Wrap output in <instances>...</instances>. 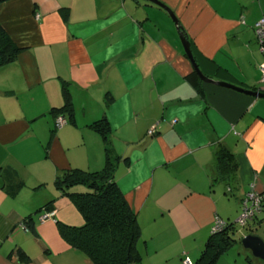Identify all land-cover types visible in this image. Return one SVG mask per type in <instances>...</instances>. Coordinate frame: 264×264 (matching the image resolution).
Returning <instances> with one entry per match:
<instances>
[{"label":"crops","instance_id":"obj_1","mask_svg":"<svg viewBox=\"0 0 264 264\" xmlns=\"http://www.w3.org/2000/svg\"><path fill=\"white\" fill-rule=\"evenodd\" d=\"M158 1L199 52L207 78L264 89L253 30L264 0ZM156 7L141 0H0V26L26 48L0 68V264H91L60 236L57 221L80 226L83 218L53 182L59 170H102L105 144L88 127L100 119L119 156L117 186L141 227V264L195 263L214 218L230 222L252 184L264 192V98L198 82L172 21ZM63 88L75 120L55 129L50 110L63 105ZM219 145L238 164L234 198L212 182ZM7 170L23 183L15 194L4 183ZM50 200L54 217L35 225L37 236L23 230L25 218ZM258 228L264 241V222ZM17 247L28 262L8 257ZM241 255L246 264L237 250Z\"/></svg>","mask_w":264,"mask_h":264},{"label":"trees","instance_id":"obj_2","mask_svg":"<svg viewBox=\"0 0 264 264\" xmlns=\"http://www.w3.org/2000/svg\"><path fill=\"white\" fill-rule=\"evenodd\" d=\"M261 19L264 21V18ZM255 24L253 30L255 40L259 44L256 38ZM181 30L189 42L190 50L199 70L205 77H209L198 63L199 52L188 39L185 31ZM260 48L259 44V50ZM25 49V47L15 45L0 26V68L14 62ZM261 54L264 56V53L261 52ZM214 68L220 69L216 65H214ZM193 75L199 82L200 79L195 72ZM261 85L264 88V85ZM252 91H256V89ZM62 96L63 105L59 108L53 107L50 110L53 122L58 116H62L67 124L69 122L73 123L75 120L72 114L73 100L67 88H63ZM65 116L68 118L66 119ZM88 127L98 133L104 141V166L101 171L96 172L81 169H67L56 172L53 187L61 196L69 199L83 218L80 226H69L57 221L60 236L69 247L84 253L91 264H141L142 257L138 245L142 235L141 227L115 180L114 171L119 156L114 155L110 149L108 123L105 119H100ZM53 128L57 129L55 124H53ZM237 170L238 164L235 155L225 146L219 145L215 152V171L212 174V182L213 184L222 183L228 197L234 198L232 181H234ZM5 182L9 194H15L23 188V183L17 179L16 173L12 170H7L4 174ZM80 188L84 189L80 190ZM249 192L251 190L246 193ZM245 194L239 200L240 207ZM53 202L54 200H50L43 208L37 210L36 214L27 216L21 227L26 232H31L37 236L35 225L39 223L38 219L43 214L54 212ZM215 218L220 219L224 225L219 232L212 233V223L209 237L195 263L192 264H217L219 259L236 243L233 238L236 234L234 224L217 216ZM262 222H264V203L259 216L249 220L243 227L237 225L241 229L252 230L253 227L250 224H254L255 226H253L256 227L260 226ZM14 255L20 263H26L30 260L20 247L13 249L8 257L12 258ZM254 260L257 259H251L247 255L245 262L246 264L248 262L252 263ZM181 264H183V261Z\"/></svg>","mask_w":264,"mask_h":264},{"label":"water","instance_id":"obj_3","mask_svg":"<svg viewBox=\"0 0 264 264\" xmlns=\"http://www.w3.org/2000/svg\"><path fill=\"white\" fill-rule=\"evenodd\" d=\"M144 2H148L150 4H153L159 8H161L163 11H165L167 13V15L169 16V18L172 20V22L174 23L178 36H179V41L183 50L184 55L186 56V58L189 60V62L191 63V66L193 68V71L196 73V75L198 76V78L207 84H211L217 87H221V88H227V89H231L234 90L236 92L245 94V95H249L251 97H255V98H264V92L258 90V91H251V90H243L241 88H238L236 86H233L231 84L225 83V82H220V81H215L213 79L207 78L205 77L201 71L199 70L194 57L192 55V52L190 50V45L189 42L187 40V38L183 35L182 32V28L178 23L177 18L175 17V15L173 14V12L163 3H161L158 0H141ZM241 245L242 248L249 251L253 258L260 260L262 262H264V241L255 235H247L245 237L242 238L241 240Z\"/></svg>","mask_w":264,"mask_h":264},{"label":"built area","instance_id":"obj_4","mask_svg":"<svg viewBox=\"0 0 264 264\" xmlns=\"http://www.w3.org/2000/svg\"><path fill=\"white\" fill-rule=\"evenodd\" d=\"M35 19L39 21L40 15L36 14ZM255 33L256 38L258 39V42L260 44V50L262 53H264V21L260 19L255 24ZM261 77H260V83L264 85V63L260 67ZM260 91L264 92V89H261ZM55 127L57 129H60L61 127L65 126L67 124L65 118L62 116H58L54 121ZM152 133V131L150 132ZM264 203V192L258 193L255 190H251V192L246 193L244 199L241 201V209L242 212L237 219L236 223L240 226H245L249 220H252L254 217L259 216L262 212V204ZM54 212L43 214L38 221L41 223L45 220L51 219L54 217ZM223 222L215 218L213 222V227L211 229L212 233L219 232L223 227ZM25 230V229H23ZM26 231V230H25ZM183 264H192L188 259H184Z\"/></svg>","mask_w":264,"mask_h":264},{"label":"rangeland","instance_id":"obj_5","mask_svg":"<svg viewBox=\"0 0 264 264\" xmlns=\"http://www.w3.org/2000/svg\"><path fill=\"white\" fill-rule=\"evenodd\" d=\"M156 8H158V7H156ZM159 10H160V8H159ZM162 10V9H161ZM163 11V10H162ZM164 12V11H163ZM166 14V13H165ZM169 18V17H168ZM170 19V18H169ZM171 20V19H170ZM172 21V20H171ZM172 24H173V27H174V29H175V32H176V27H175V25H174V23L172 22ZM177 33V32H176ZM177 35V39H178V41H179V36H178V33L176 34ZM179 43H180V41H179ZM235 184L234 183H232V187L234 186ZM252 186V188H251V190H255L256 192H258V193H262L263 194V192H259V191H257L256 189H255V187L253 186V184L251 185ZM233 191H234V188H233ZM224 192V191H223ZM237 211V215L236 216H234V218L230 221L231 223H233L234 224V227H235V230H236V234L234 235V240L236 241V243L229 249V251L226 253V255H224V258H228V259H226V260H228V262H229V264H243L244 263V258H243V256L241 255V256H239V258L240 259H238L236 256H235V253L237 252V250H242L243 252H248V253H246L251 259L253 258V256H252V254L249 252V251H247V250H245V249H243L242 248V245H241V240H242V238L243 237H245V236H247V235H259L260 236V233H259V230H260V228H258V226H256V227H254L255 225L254 224H250L253 228H252V230H249V229H241L238 225H237V223H236V221H237V219L239 218V216H240V214H241V207L240 206H237V209H234V212H236ZM262 218V217H261ZM254 225V226H253ZM257 230V231H255V230ZM227 256V257H226ZM223 257V256H222ZM234 259L236 260V261H238V262H234ZM182 261H184V259L182 260Z\"/></svg>","mask_w":264,"mask_h":264}]
</instances>
